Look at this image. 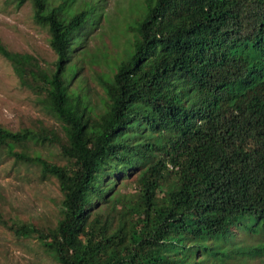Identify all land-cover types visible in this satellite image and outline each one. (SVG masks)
<instances>
[{
  "label": "trees",
  "instance_id": "16d2710c",
  "mask_svg": "<svg viewBox=\"0 0 264 264\" xmlns=\"http://www.w3.org/2000/svg\"><path fill=\"white\" fill-rule=\"evenodd\" d=\"M75 1L31 0L52 66L0 40L19 83L57 120L0 124V158L34 165L61 195L51 225L1 209L0 223L58 264H250L264 244L231 236L262 240L253 231L264 230V0H138L118 56L85 44L97 3ZM235 22L251 31L239 43ZM85 63L98 100L73 85Z\"/></svg>",
  "mask_w": 264,
  "mask_h": 264
},
{
  "label": "rangeland",
  "instance_id": "374dc122",
  "mask_svg": "<svg viewBox=\"0 0 264 264\" xmlns=\"http://www.w3.org/2000/svg\"><path fill=\"white\" fill-rule=\"evenodd\" d=\"M52 4L60 0H48ZM81 0H76L78 3ZM97 6L88 13V36L86 45L108 46L115 55L123 54L129 48L133 37L131 29L139 14L138 0H95ZM0 40L11 50L28 51L37 55L43 65H53L56 58L49 45L47 26L33 18L31 0L17 5L16 0H0ZM101 41H104L102 43ZM88 59L86 62L88 63ZM94 69L100 68L95 66ZM75 78L73 85L92 86L98 92L91 93L98 100L102 90L96 80L93 67L85 63ZM90 92L91 89H90ZM37 118L45 123L57 124L56 118L38 101L36 95L19 83L9 61L0 54V124L18 129L31 124ZM39 147V146H38ZM53 151L56 149L52 148ZM48 153L49 150L42 148ZM56 155L55 157L58 159ZM59 160V159H58ZM60 191L53 177L40 178L34 165L17 167L11 156L0 158V209L8 221L29 220L37 224L51 225L59 215ZM256 224L254 225V227ZM233 240L246 241L245 247L258 243L264 244V230L253 231V239L245 231L233 228ZM230 237V239H231ZM250 264H264V253H258L247 259ZM0 264H58L46 254L34 237H19L0 223Z\"/></svg>",
  "mask_w": 264,
  "mask_h": 264
},
{
  "label": "clouds",
  "instance_id": "9594fccd",
  "mask_svg": "<svg viewBox=\"0 0 264 264\" xmlns=\"http://www.w3.org/2000/svg\"><path fill=\"white\" fill-rule=\"evenodd\" d=\"M233 32L238 36L237 43L241 42L242 38L247 34L248 32H251L247 26H245L241 22H235L233 26Z\"/></svg>",
  "mask_w": 264,
  "mask_h": 264
}]
</instances>
